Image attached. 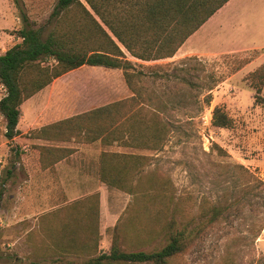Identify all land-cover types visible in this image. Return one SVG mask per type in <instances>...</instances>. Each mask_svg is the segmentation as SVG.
I'll use <instances>...</instances> for the list:
<instances>
[{
	"label": "rangeland",
	"instance_id": "obj_1",
	"mask_svg": "<svg viewBox=\"0 0 264 264\" xmlns=\"http://www.w3.org/2000/svg\"><path fill=\"white\" fill-rule=\"evenodd\" d=\"M56 1L19 0L18 10L11 0L19 23L8 32L13 35L25 26L21 10L30 27H44L45 37L54 27V20L48 19ZM230 9L224 20L235 16L233 27L221 31L222 27L215 25L192 40L191 45L204 51L203 55L178 57L176 52L172 58L155 62L128 57L145 67L170 63L168 81L147 78L138 84L148 108L137 105L130 111L134 122L148 120L156 109L170 124L158 150L153 149L147 134L140 135L139 124H134L131 141L125 134L121 143L110 147L69 144L77 148L69 162L88 167L96 163L101 150L145 156L125 186L147 188L149 197L157 199V207L149 204L140 210L132 194L106 188L96 202V253L109 252L114 226L122 225L133 213L130 232H122L118 244L122 251L150 252L154 246L140 240L146 241L151 230L173 217L176 228L192 232V236L185 250L167 264H264V110L254 103L249 81L252 72L264 67V0H239ZM74 15L73 10L63 18L72 22ZM17 41L14 36L10 42L0 43V52ZM51 64V60L41 62L42 66ZM176 68H190L186 78L194 86L189 89L175 83L173 75H183L175 72ZM208 75L214 79L210 91L206 90ZM4 93L0 86V98ZM129 96L120 70L82 66L38 94L32 109L43 125ZM259 97L264 102V88ZM215 107H221L231 120L228 128L211 125ZM28 113L26 108L22 115ZM4 125L0 116V264H84L90 256L64 251L69 237L62 227L65 218L80 219L84 210L76 207L68 212L65 209L73 202L54 198L17 200L16 188L27 186L26 173L23 171L18 181L11 178V170L16 163L37 162L36 142L28 134L6 141ZM160 189L164 192L159 193ZM162 200L171 201L167 209L159 206ZM210 205L230 210L209 224ZM86 236L76 233L74 245H81Z\"/></svg>",
	"mask_w": 264,
	"mask_h": 264
},
{
	"label": "trees",
	"instance_id": "obj_2",
	"mask_svg": "<svg viewBox=\"0 0 264 264\" xmlns=\"http://www.w3.org/2000/svg\"><path fill=\"white\" fill-rule=\"evenodd\" d=\"M228 1L57 0L48 19L54 20V27L45 37L44 27H30L27 17L20 10V19L25 26L15 32L17 43L0 55V86L5 92L0 98V116L5 121L4 138L11 141L19 135L16 128L20 116L19 107L25 100L69 71L82 66L102 67L121 71L130 96L30 131L29 139L41 142L33 146L38 162L43 167L51 168L75 151L74 148L59 146L61 143L87 145L98 142L103 147H110L121 143L125 134L131 141L130 135L135 133L136 124L140 126V135L143 137V134H147L153 149L158 150L157 145L170 124L161 119L156 109L152 110L148 120L134 122L130 111L134 106L146 104L138 84L147 78L168 81L166 69L170 63L145 67L130 61L128 57L141 62L172 58L181 45ZM12 2L19 10V0ZM73 10L74 21L68 19L65 22L63 17H67ZM44 60H51L53 64L42 66ZM144 69L150 72L146 73ZM190 70L176 68L175 72H183V75H173L175 83L189 89L194 86L186 78L191 74ZM208 77L210 84L208 82L206 90L210 91L214 79L210 75ZM249 81L254 92V103L264 110V102L259 97L264 88V67L252 72ZM205 101L208 103L209 97ZM210 123L221 129L228 128L231 120L221 107H215ZM145 159L141 155L106 150L100 152L97 159L100 182L108 189L132 194L140 210L147 209L149 204L157 207V199L149 197L147 188L125 186V183L135 177L132 172ZM160 191L164 192L162 189ZM98 201V194L74 201V205L65 210L81 208L84 210L83 217L74 219L69 215L71 220L67 217L62 222L63 234L69 237L64 251L90 256L84 264H167L168 260L182 253L186 242L191 240L192 232L177 229L171 217L168 223L151 230L146 241L140 240L142 244H152L153 250L122 251L118 244L122 232H130L133 222L131 213L122 225L114 226L109 252L96 253ZM170 203V200H162L159 206L167 209ZM229 210L228 207L210 205L207 222L215 223ZM203 216L204 213L201 214ZM76 233L87 235L79 246L73 243ZM64 264L75 263L69 261Z\"/></svg>",
	"mask_w": 264,
	"mask_h": 264
},
{
	"label": "crops",
	"instance_id": "obj_3",
	"mask_svg": "<svg viewBox=\"0 0 264 264\" xmlns=\"http://www.w3.org/2000/svg\"><path fill=\"white\" fill-rule=\"evenodd\" d=\"M238 1L239 0H229L221 9H219L211 18H209L194 34H192L181 45V47L177 51L178 57L189 56L191 54L203 55L205 53L204 51H200L198 49L196 50L194 46L191 45L192 40L196 38L200 33L212 29L215 25H217L219 29L222 27L221 31L224 30L226 26L233 27L235 16L230 20H224V16H226L230 12V8L236 6V3H238ZM12 5L13 4H11V0H0V43H8L14 40L15 34L11 35L8 30L11 27L18 25L19 22L18 17L14 14ZM4 51L5 50L1 51L0 55L3 54ZM52 83L50 85H52ZM50 85H48L29 99L25 100L20 105V116L16 127L19 135H17L16 137H19L23 134H28L30 131L38 129L41 126L53 123L46 122L43 125H39V122H41V119L39 118L40 116H38L36 114V111L32 109L34 108V98L38 94L48 89ZM26 108L29 109V113L24 117L22 113L24 109L26 110ZM35 142V145L41 144V142L39 141ZM69 144L74 143H61L58 145L61 147L74 148L75 151L69 157L54 164L51 168L43 167L38 162V156L36 163L15 164L14 168L11 170V174H13L11 178H17V180L20 181L23 171H25L27 181V186L25 189L21 188L20 185L16 188L15 197L17 198V200H22L26 197L27 200L29 199V201H31V197L34 196L39 198V200L37 201H41V198L43 197L45 200L48 198H54L56 200H63L65 203H70L81 200L92 194H98L99 200L102 198L106 190V186L102 182H100L98 178L97 161L91 167L82 164L71 163V161L69 162L73 154L77 151L76 147L70 146ZM94 144L99 143L95 142L87 145H75L90 146ZM102 151L104 150L99 151L98 156ZM30 183H32V185H30Z\"/></svg>",
	"mask_w": 264,
	"mask_h": 264
}]
</instances>
